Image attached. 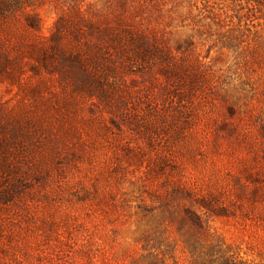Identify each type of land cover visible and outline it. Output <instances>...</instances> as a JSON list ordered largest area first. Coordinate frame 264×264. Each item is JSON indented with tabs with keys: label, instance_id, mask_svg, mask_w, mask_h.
<instances>
[{
	"label": "rangeland",
	"instance_id": "1",
	"mask_svg": "<svg viewBox=\"0 0 264 264\" xmlns=\"http://www.w3.org/2000/svg\"><path fill=\"white\" fill-rule=\"evenodd\" d=\"M15 2L0 264H264V0Z\"/></svg>",
	"mask_w": 264,
	"mask_h": 264
},
{
	"label": "trees",
	"instance_id": "2",
	"mask_svg": "<svg viewBox=\"0 0 264 264\" xmlns=\"http://www.w3.org/2000/svg\"><path fill=\"white\" fill-rule=\"evenodd\" d=\"M1 3H3V5L5 6V7H8V8H12V7H14V4H16V2H15V0L14 1H11V0H7V1H0ZM1 9V8H0ZM3 142H5V140L3 141Z\"/></svg>",
	"mask_w": 264,
	"mask_h": 264
}]
</instances>
